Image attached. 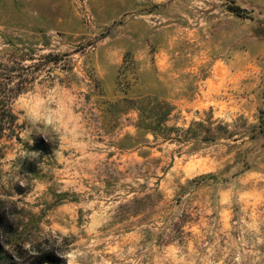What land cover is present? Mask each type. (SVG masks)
<instances>
[{
  "label": "rangeland",
  "instance_id": "rangeland-1",
  "mask_svg": "<svg viewBox=\"0 0 264 264\" xmlns=\"http://www.w3.org/2000/svg\"><path fill=\"white\" fill-rule=\"evenodd\" d=\"M11 60L10 263L264 264V0H0Z\"/></svg>",
  "mask_w": 264,
  "mask_h": 264
},
{
  "label": "trees",
  "instance_id": "trees-1",
  "mask_svg": "<svg viewBox=\"0 0 264 264\" xmlns=\"http://www.w3.org/2000/svg\"><path fill=\"white\" fill-rule=\"evenodd\" d=\"M32 67H26L22 63L11 60L9 62L0 61V145L9 133L15 134L18 130V117L13 110V101L28 90L31 83L29 72ZM37 150L46 153L50 147L44 140L37 141ZM3 153L0 150V160ZM0 226L1 225L0 223ZM7 251L0 246V264L10 263ZM28 264H59L55 256L45 251L39 250L37 254L30 255Z\"/></svg>",
  "mask_w": 264,
  "mask_h": 264
},
{
  "label": "clouds",
  "instance_id": "clouds-1",
  "mask_svg": "<svg viewBox=\"0 0 264 264\" xmlns=\"http://www.w3.org/2000/svg\"><path fill=\"white\" fill-rule=\"evenodd\" d=\"M25 118H26V121L29 127L36 135H43L46 138L49 136L58 135L56 128L48 127L47 125L41 124L40 122L36 120L35 116H33L31 113L26 112ZM67 264H72V260L69 259Z\"/></svg>",
  "mask_w": 264,
  "mask_h": 264
}]
</instances>
